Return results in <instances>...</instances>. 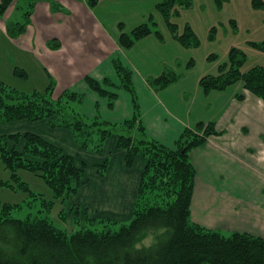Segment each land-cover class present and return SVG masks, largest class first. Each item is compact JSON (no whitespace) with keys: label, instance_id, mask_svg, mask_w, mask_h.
Instances as JSON below:
<instances>
[{"label":"trees","instance_id":"obj_1","mask_svg":"<svg viewBox=\"0 0 264 264\" xmlns=\"http://www.w3.org/2000/svg\"><path fill=\"white\" fill-rule=\"evenodd\" d=\"M89 1L90 6H96L98 2ZM10 2L1 0L0 11L4 12ZM190 5L191 0H164L161 4L167 13L173 8H188ZM23 31L24 27L18 24L9 29L13 38ZM151 33L152 30L144 25L130 35L122 33L119 42L123 49L130 50L138 40ZM243 61L244 55L234 50L229 65L223 67L218 76L203 78L201 84L206 93L226 90L242 81L246 90L264 101V68L243 73L240 69ZM115 69L123 88L133 95L138 112L131 120L112 124L99 118H86L74 109L81 103L82 96L70 91L55 97L49 88V94L29 96L0 83V126L19 121H47L52 129H69L82 149L95 154H102L105 142L115 136L118 147L126 152L128 167L133 166L137 157L145 158L147 164L131 223L115 231L111 227L118 223L87 216L88 223L98 224L102 230L87 229L68 234L55 226L49 214L56 201H66L85 183L86 163L78 165L73 156L34 133L0 135L1 159L12 173V185L8 183L11 188L29 191L18 175L19 170L25 169L43 178L56 200L43 204L49 206L40 211L44 217L24 220L12 217V210L17 206L0 207V264H264L263 238L239 232L225 236L191 221L196 171L189 154L209 136L217 134L213 123L197 125L196 132L202 135L186 130L176 148H168L149 137L140 120L131 71L118 59L115 60ZM15 73L22 78L28 76L18 69ZM176 79L174 73L165 72L149 83L162 89ZM87 82L101 95H109L94 79L88 77ZM109 96L111 100L117 97L114 94ZM54 117L56 120H52ZM97 169L100 176H105L108 161L98 165ZM161 231L168 232L166 239L155 237L151 245L141 244Z\"/></svg>","mask_w":264,"mask_h":264},{"label":"rangeland","instance_id":"obj_2","mask_svg":"<svg viewBox=\"0 0 264 264\" xmlns=\"http://www.w3.org/2000/svg\"><path fill=\"white\" fill-rule=\"evenodd\" d=\"M89 3V0H11L4 12L0 11V83L24 95L49 94L50 88L53 96H57L58 91H63L65 82L57 68L59 60L66 55L59 48V43L68 35L76 36L68 30L69 25H76L77 29L79 23L88 25L91 20L101 21L110 33L117 35L119 32L130 35L133 30L144 25L152 30L151 34L138 40L130 51L125 52V58H121L124 66L133 71L137 103L140 104L144 92L138 76L153 74V79H156L165 72H172L177 79L160 89L161 96L164 99L167 96L175 112L189 118L195 126L198 123L210 124V120L216 118L214 113L217 105L222 107L227 100H222L221 97L228 93H239L244 88L240 81L229 87L226 94L217 90L206 93L201 84L203 78L218 76L221 69L229 65L230 55L234 50L244 55L241 72L264 68V0H191L190 7L173 8L169 13L162 10L164 0H98L96 6H90ZM69 6L71 10H68ZM93 22L89 27L79 30V39L84 44L90 40L91 45H94L96 41L103 39L104 30L96 29ZM15 24L22 25L24 31L13 38L9 29ZM34 36L38 38L39 44L44 41L43 47L33 42ZM80 54L83 59L94 55L86 50ZM16 69L27 71L29 77L18 76ZM113 80L116 85L111 90L119 94L118 102L121 106H117L116 111L130 109L133 116L126 121L131 120L138 112L133 103V95L120 87L122 80L119 76ZM99 99L101 103L96 109L98 120L107 121L105 118L116 117V112H107L104 107L103 102L108 104V98ZM85 101L84 104L74 106V109L79 113L87 110L88 100ZM112 107L109 106L110 109ZM53 119L56 120L55 117ZM108 122L114 124L112 121ZM254 155L249 149L243 153L246 158ZM260 155L264 157V154ZM256 161L259 162L258 169L244 163L242 177L248 185L249 197L257 204H264L256 196L259 189H264V169L261 171L259 167L260 163L264 167V162L262 159ZM11 174L0 153V207L17 206L12 210L14 219L44 217L45 214L40 211L47 210L49 206L45 204L44 207L43 204L56 201L45 180L31 171L21 169L18 175L27 184L29 191L13 189L10 186ZM262 194L260 200H264V191ZM64 202L56 201L49 214L54 225L60 228L64 227L61 220L65 221V213H62ZM130 223L131 220L118 223L111 229L119 231L122 226ZM87 229L101 231L102 226L90 224L86 219L82 225L77 220L74 233ZM167 233L161 231L157 236H149L141 244L151 245L155 237L164 240ZM221 233L225 236L233 234L228 231Z\"/></svg>","mask_w":264,"mask_h":264},{"label":"crops","instance_id":"obj_3","mask_svg":"<svg viewBox=\"0 0 264 264\" xmlns=\"http://www.w3.org/2000/svg\"><path fill=\"white\" fill-rule=\"evenodd\" d=\"M68 10H71V6ZM85 12L88 13L87 10ZM89 15L92 16L90 12ZM93 21H89L88 25L79 23L77 29L76 25H69L68 30L76 36L68 35L59 43V48L63 49L66 55L59 60L57 68L65 82L63 91H58L55 97L70 90L77 95H83L81 103L84 104L85 100H88L87 110H82L83 116L95 119L99 118L96 116V109L101 103L99 98L107 97L109 103L103 102L104 107L107 112L111 110L116 112V117H100L107 119L103 120L105 122L109 120L114 124H122L131 118L133 113L128 108L125 111H119L120 109L116 111L117 106L121 107L118 102L119 94L111 88L116 85L113 79L119 76L115 69V60L121 61V58L126 56L125 52L130 50H125L121 46L119 42L121 32L118 35L110 33L101 21ZM92 22L96 29L104 30L103 39L96 41L94 45H91L90 40L84 44L79 39V30L89 27ZM32 38L34 43L43 47L44 41H40L39 44L36 36ZM83 50L93 52L94 55L83 59L80 54ZM121 63L125 65L122 61ZM125 67L130 70L128 66ZM25 72L29 77L28 72ZM131 73L133 78L132 70ZM88 77L97 81L109 95H117V98L111 100L109 95L103 96L93 90L87 82ZM153 78H155L153 74L138 76L144 91L139 104L140 120L149 137L170 149H175L184 132L196 131L199 123L197 122L195 126L189 118L177 114L167 100L168 97L164 99L161 90L150 85L149 82ZM120 87L123 88L122 84ZM228 90L229 88L220 92L226 94ZM221 98L227 100L222 107L217 105L214 113L216 118L210 120L217 134L209 136L189 154L196 171L191 221L213 231L248 233L264 239V204H257L249 197L248 185L242 177L244 163L258 169L259 162L256 159H262L264 162V157L260 155L264 154V101L245 88L239 93H228ZM109 106L113 107L110 109ZM17 133L37 134L73 156L78 165L86 163L85 183L75 195L62 203L65 221L61 222L65 228H61L68 234L74 233L77 220L84 225L87 216L95 220H111L116 223L132 220L142 173L147 164L145 158L137 157L133 166L128 167L126 152L118 147V139L115 136L105 142L102 154H95L82 149L75 142L74 135L69 129H52L47 121L33 123L19 121L0 126V135ZM23 146L24 141L21 142V148ZM247 149L255 154L252 158L243 157ZM106 161L108 169L102 177L97 166ZM259 167L261 171L264 169L261 163ZM263 191V188L259 189V193L256 194L258 200L262 202L264 200H260V196L263 195ZM76 216H79L78 219Z\"/></svg>","mask_w":264,"mask_h":264}]
</instances>
